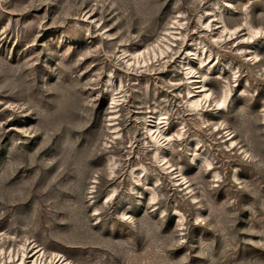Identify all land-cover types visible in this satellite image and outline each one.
Listing matches in <instances>:
<instances>
[{"label":"rangeland","instance_id":"374dc122","mask_svg":"<svg viewBox=\"0 0 264 264\" xmlns=\"http://www.w3.org/2000/svg\"><path fill=\"white\" fill-rule=\"evenodd\" d=\"M0 264H264V0H0Z\"/></svg>","mask_w":264,"mask_h":264}]
</instances>
